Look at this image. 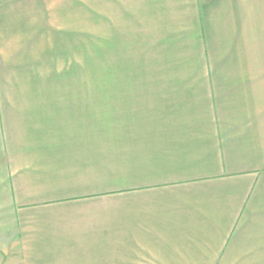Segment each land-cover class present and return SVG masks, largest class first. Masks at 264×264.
Here are the masks:
<instances>
[{"label": "crops", "instance_id": "0c3cea01", "mask_svg": "<svg viewBox=\"0 0 264 264\" xmlns=\"http://www.w3.org/2000/svg\"><path fill=\"white\" fill-rule=\"evenodd\" d=\"M74 1L71 39L91 33L129 63L264 64V0ZM154 78L166 81L156 96L166 168L147 184L53 195L39 162L68 135L31 122L36 105L16 109L23 114L11 143L0 131L12 206L43 216L32 221L46 229L35 262L256 264L264 256V71L162 70ZM119 197L126 202H112Z\"/></svg>", "mask_w": 264, "mask_h": 264}, {"label": "rangeland", "instance_id": "374dc122", "mask_svg": "<svg viewBox=\"0 0 264 264\" xmlns=\"http://www.w3.org/2000/svg\"><path fill=\"white\" fill-rule=\"evenodd\" d=\"M72 5L74 0H0V131L11 143L23 114L16 109L36 105L40 111L31 122L44 121L47 134L51 125L53 136L68 135L66 142L54 141L53 152L39 162L53 181L42 188L53 195L58 189L69 195L136 187L149 183L157 166L166 168L157 154V86L166 82L154 78L159 71H264V64L129 63L132 57L112 54L114 48L91 33L71 39L66 30L75 27ZM77 41L84 47L73 55ZM4 163L0 153V264H40L35 254L46 242V229L32 221L43 216L12 206ZM256 264H264V256H256Z\"/></svg>", "mask_w": 264, "mask_h": 264}]
</instances>
